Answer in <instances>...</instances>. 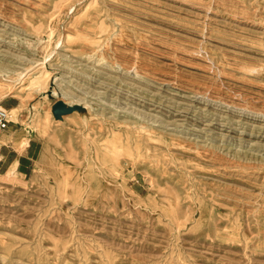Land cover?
<instances>
[{"label": "rangeland", "instance_id": "1", "mask_svg": "<svg viewBox=\"0 0 264 264\" xmlns=\"http://www.w3.org/2000/svg\"><path fill=\"white\" fill-rule=\"evenodd\" d=\"M0 106V264H264V0H0Z\"/></svg>", "mask_w": 264, "mask_h": 264}, {"label": "water", "instance_id": "2", "mask_svg": "<svg viewBox=\"0 0 264 264\" xmlns=\"http://www.w3.org/2000/svg\"><path fill=\"white\" fill-rule=\"evenodd\" d=\"M52 111L56 117H61L72 111V108L67 106L63 100H57L52 107Z\"/></svg>", "mask_w": 264, "mask_h": 264}, {"label": "built area", "instance_id": "3", "mask_svg": "<svg viewBox=\"0 0 264 264\" xmlns=\"http://www.w3.org/2000/svg\"><path fill=\"white\" fill-rule=\"evenodd\" d=\"M8 126V112L5 108L0 106V127L6 128Z\"/></svg>", "mask_w": 264, "mask_h": 264}, {"label": "bare ground", "instance_id": "4", "mask_svg": "<svg viewBox=\"0 0 264 264\" xmlns=\"http://www.w3.org/2000/svg\"><path fill=\"white\" fill-rule=\"evenodd\" d=\"M104 20V19H103ZM108 22V21H107ZM113 44V43H112ZM115 44V43H114ZM114 48V47H113ZM114 50H116V49H114ZM102 70V69H101ZM183 77V76H182ZM87 80V79H86ZM169 80V79H168ZM175 80V79H174ZM171 81V80H170ZM173 81V80H172ZM111 86V85H110ZM185 89H187V88H185ZM193 98V97H192ZM252 99V98H251ZM255 99V98H254ZM191 100V99H190ZM223 101V100H222ZM243 105H245V104H243ZM229 106V105H228ZM240 106V105H239ZM2 107V106H1ZM245 107V106H244ZM247 107V106H246ZM237 109V108H236ZM244 112V111H243ZM248 115V114H247ZM170 126V125H169ZM202 132H204V131H202ZM197 138V137H196ZM200 139V138H199ZM203 143V142H202ZM198 150V149H197Z\"/></svg>", "mask_w": 264, "mask_h": 264}, {"label": "crops", "instance_id": "5", "mask_svg": "<svg viewBox=\"0 0 264 264\" xmlns=\"http://www.w3.org/2000/svg\"><path fill=\"white\" fill-rule=\"evenodd\" d=\"M22 173V172H21Z\"/></svg>", "mask_w": 264, "mask_h": 264}]
</instances>
